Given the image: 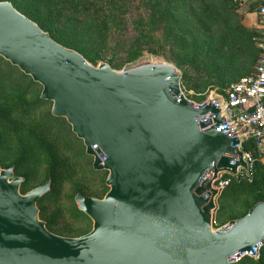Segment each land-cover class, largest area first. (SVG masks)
Instances as JSON below:
<instances>
[{"label":"water","instance_id":"obj_1","mask_svg":"<svg viewBox=\"0 0 264 264\" xmlns=\"http://www.w3.org/2000/svg\"><path fill=\"white\" fill-rule=\"evenodd\" d=\"M0 55L42 85L109 187L77 192L92 229L64 236L40 217L51 177L23 192L25 176L0 162V264H233L264 240V200L215 226V179L251 168L218 98H189L176 65L151 54L94 64L10 0L0 1Z\"/></svg>","mask_w":264,"mask_h":264},{"label":"rangeland","instance_id":"obj_2","mask_svg":"<svg viewBox=\"0 0 264 264\" xmlns=\"http://www.w3.org/2000/svg\"><path fill=\"white\" fill-rule=\"evenodd\" d=\"M10 1L50 30L55 40L94 64L104 60L121 69L130 62L136 39L146 35L149 45L143 55L176 65L183 92L197 102L224 95L232 82L252 74L260 53V20L250 0H159L154 8L151 0H126L125 23L110 22L102 32L90 15L85 26L74 23L75 15L86 14L82 7L66 9L55 18L59 0ZM136 13L144 15L141 28ZM41 91L40 83L0 55V162L3 167L15 163L16 173L25 176L24 192L51 177L50 191L38 202L40 217L57 234L80 236L93 222L77 207L75 195L103 197L109 189L108 171L93 168L83 140L66 118L51 113L52 101L43 99ZM243 149L251 153L253 167L247 174L232 175L217 197L215 226L243 215L264 197V153L253 142L243 144ZM235 264H264V248L258 256Z\"/></svg>","mask_w":264,"mask_h":264},{"label":"built area","instance_id":"obj_3","mask_svg":"<svg viewBox=\"0 0 264 264\" xmlns=\"http://www.w3.org/2000/svg\"><path fill=\"white\" fill-rule=\"evenodd\" d=\"M250 1L256 8L261 26L258 44L260 53L254 71L232 82L224 95L212 94V96L218 98L227 116L226 123L222 127H227L240 136L242 148L245 142L253 139L264 153V0ZM245 157L252 168L251 153L245 151ZM206 177L213 179V172L207 173ZM231 181V173L221 172L215 179L214 186L222 192ZM263 247L264 240L259 242L253 250L236 252L231 258L238 261L244 257H256Z\"/></svg>","mask_w":264,"mask_h":264},{"label":"trees","instance_id":"obj_4","mask_svg":"<svg viewBox=\"0 0 264 264\" xmlns=\"http://www.w3.org/2000/svg\"><path fill=\"white\" fill-rule=\"evenodd\" d=\"M132 1L133 0H130L129 4L133 3ZM151 1H153V3L151 4L152 8H154V4H159V0H151ZM127 5H128V2L126 0H59V4L56 7L55 18L62 16L63 11L66 9L77 11L78 7L79 8L82 7V9L86 10L87 12L83 17H79L78 15H75L74 19H73L74 23L85 26L87 23L85 20L90 15L96 19L95 22L98 23L100 32H102L101 28L104 25H108L110 22L116 26H118L120 23H125L126 13H127V11H126ZM136 15L138 16V20L136 23L139 22V27L141 28L144 26V23H143L144 22L143 21L144 15H142L141 13L140 14L136 13ZM47 31L50 33V30H47ZM141 31H143V30L141 29ZM50 35H51V33H50ZM145 36L146 35L142 34L141 38L136 39V41L138 43L137 48L134 50L133 54L130 56V58H129L130 61H133V60L139 58V56L143 55V51L145 50L144 47L146 45H149L147 40L143 39V37H145ZM248 142L255 143V141L253 139H251L245 143H248ZM262 163H264V162L262 161ZM14 164L15 163H12L10 166L13 165L14 169H15ZM250 171H251V169H250ZM243 174H247V173L244 171L240 175H243ZM24 184H25V180L21 185V190H22V187L24 186ZM224 191H225V189L222 191V193H220V196L223 194ZM41 198L38 200V202L41 200ZM260 200H264V197L257 198L253 204H255L256 202H258ZM249 208H248V210H249ZM217 209L219 210L220 208H217ZM248 210L244 214H246L248 212ZM243 215H241V216H243ZM241 216H239V217H241ZM232 218H237V217H232ZM232 218H230V219H232ZM230 219H228V220H230ZM228 220H226L224 222H220V224H217L216 226H220V225L226 223ZM46 224H48V222H46ZM245 258H247V257H244L242 259H245ZM242 259L236 261L235 263L241 261ZM235 263H233V264H235Z\"/></svg>","mask_w":264,"mask_h":264},{"label":"crops","instance_id":"obj_5","mask_svg":"<svg viewBox=\"0 0 264 264\" xmlns=\"http://www.w3.org/2000/svg\"><path fill=\"white\" fill-rule=\"evenodd\" d=\"M264 161V160H263Z\"/></svg>","mask_w":264,"mask_h":264}]
</instances>
